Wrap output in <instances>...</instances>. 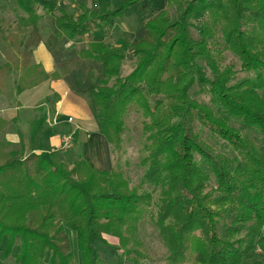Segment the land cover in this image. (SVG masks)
<instances>
[{"label": "trees", "instance_id": "1", "mask_svg": "<svg viewBox=\"0 0 264 264\" xmlns=\"http://www.w3.org/2000/svg\"><path fill=\"white\" fill-rule=\"evenodd\" d=\"M1 1H12L21 13L13 26L0 20V37L16 57L1 70L21 72L18 93L49 78L20 54L26 37L43 32V21L51 22L44 44L56 56L59 46L92 31L105 33L143 1L142 15L155 3L122 0L111 10V0H91L93 11L72 15L59 0ZM165 3L138 39L90 42L53 75L89 97L99 131L116 152L123 147L130 108H139L148 142L142 185L152 192L131 188L120 169L99 171L85 159L69 164L61 151L26 156L23 142L15 146L0 139V243L8 238L0 264L16 246L14 264H77L67 231L77 234L82 264H104L93 242L111 247L104 237L117 241L114 250L122 259L139 264L131 256L143 257L138 225L148 214L168 250L167 264H243L258 249L264 255V0ZM19 36L23 39L15 42ZM227 51L250 74L237 83L232 67L221 65ZM128 58L135 62L126 74ZM196 84L208 102L191 97ZM45 122L39 120L34 133ZM197 124L216 142L206 141ZM7 126L0 119V137ZM155 195L158 212L152 213Z\"/></svg>", "mask_w": 264, "mask_h": 264}, {"label": "rangeland", "instance_id": "2", "mask_svg": "<svg viewBox=\"0 0 264 264\" xmlns=\"http://www.w3.org/2000/svg\"><path fill=\"white\" fill-rule=\"evenodd\" d=\"M59 1H60V5H62L65 8V11L72 15H79L84 13L86 10L93 11L95 9V6L91 0H59ZM121 1L122 0H111L110 9L115 10ZM146 2L147 1H143V3L140 4L139 6L130 9L124 18L116 20L115 26L113 28L107 29L105 33L99 31H92L90 34L84 36L82 39L59 46V48L56 51L57 52L56 56H53L56 62V68H57L56 71L59 72L63 71L64 68L62 66H68L69 62L73 58L72 55L73 52L78 53L84 50L87 47L88 42L90 43L94 41V42H104L112 45H120L126 39L129 40L138 39V37L141 36L144 32V24L148 20L152 19L155 15H157L161 10L166 8L165 0H155L152 9L142 15L140 14L139 10ZM169 10L171 11L172 14H174L173 9H169ZM1 13L2 12L0 11V14ZM3 14H5L4 20L6 22H8L9 24L12 23L14 24L17 16H19L18 14L21 13L16 10V5L12 1H10L7 3V11L2 13V15ZM50 23L51 22L49 20H45L42 22L41 26H42V30L43 29L44 30L42 33L40 32L39 36L26 37L27 39L25 40V44L21 48V53H20L21 57L26 56L27 58L30 59L31 53L33 52V50L36 49L37 45L39 44L41 45V43H44L45 40L49 37V35H51L52 28ZM191 23L194 24L195 27L198 26V23L196 21H192ZM91 27L93 28V25H91ZM191 31L193 36L199 39V34L197 29L192 28ZM18 38L20 40L23 39L22 36L15 37V42L19 41ZM0 52H3L4 55L6 56L5 59L1 57L2 58L0 60L1 66H4L7 63V60L10 61V63L15 61L16 57L14 53L8 50V44L3 42L1 37H0ZM16 54L20 56L19 53L16 52ZM223 58L224 61L221 63L222 67H226V66L232 67V69L236 72V76L233 80V83H237L250 75L242 67V63L239 61L238 57L232 54L231 52L229 51L225 52L223 54ZM26 61H28V59H26ZM134 62H135L134 60L128 58L127 62L125 63L126 74H128L130 70L133 68ZM23 63H24V59L23 61H21V66ZM201 65L204 71L208 75H210L212 70L210 68L209 61L207 58H203L201 60ZM91 67L93 66L87 65V67L85 68L87 70H90ZM190 95L192 98L197 99L200 102L202 101L208 102L209 100L206 91L200 84H196L192 88ZM84 97L88 100L90 104V110L93 114L89 97L88 96H84ZM144 122L145 119L143 118L139 108L137 106H132L128 112L125 121V131L123 134V147L121 152H116L114 148L109 145L111 158L113 161V169H120V171L124 173L127 180L129 181L130 187L136 188L140 193L144 191L152 192V188H150V186L142 185L143 176L145 174V168L142 167L141 162L142 159L147 155L146 146L148 145V142L146 140V135L143 130ZM94 124H97L99 127V123L96 119L94 121ZM196 130L201 132L203 138L209 143L216 142V139H214L211 136L210 132L206 128H203L199 124H197ZM79 131L76 130L75 127L74 132L70 134L73 137L70 148L64 147L63 148L64 154L60 156L62 160L67 161L69 164H72L74 161L77 160L86 159V156L84 155L83 146H80L79 144L78 147L80 148L78 150H77L78 147L76 148L78 142V139L76 137H77V132ZM242 132L243 133L249 132L250 133L249 135L254 141L260 142L263 139L262 136L256 134L255 132L248 131L246 129H242ZM65 151H67L69 154H67ZM213 184L214 182H211L209 184L208 189H211ZM154 201H155V205H153L149 210L152 213H157L158 212V207L156 205L158 203L157 195H155ZM150 216L151 215L148 214L145 221L138 225L139 228L138 237L141 242V247L139 248V251L141 252L143 257H138L135 254H133L131 258L136 257V260L138 261L139 264H167L168 250L163 240L161 239L158 231L153 226ZM67 233L70 238V246H71V250L74 253L75 262L77 264H82L81 254L80 251L78 250L77 242H76L77 235L74 232L67 231ZM72 233L74 236L72 235ZM104 238L108 240V242L111 244V247L102 243L98 239L93 240L95 246L100 251V256L104 264H135L134 262L130 260H126L125 258L122 259L119 256V254L116 253V251L114 250V248L117 247L116 240L108 237H104ZM7 245H8V240L3 241L2 245L0 246V252L5 251L7 249ZM13 252L15 253V250ZM50 256H51V252L48 251L46 256V262L49 261ZM14 263H15V254H12L11 258H9L4 264H14ZM243 264H264V255L261 252V250L258 249L255 253L251 254L244 261Z\"/></svg>", "mask_w": 264, "mask_h": 264}, {"label": "crops", "instance_id": "3", "mask_svg": "<svg viewBox=\"0 0 264 264\" xmlns=\"http://www.w3.org/2000/svg\"><path fill=\"white\" fill-rule=\"evenodd\" d=\"M7 3L0 0L2 13L7 11ZM2 13L0 20L5 17ZM1 57L6 58L3 52H0V60ZM30 59L31 64L41 65L49 78L22 93L17 92L21 72L13 70L8 74L2 72L0 65V119L8 124L0 139L15 146L23 142L26 146V156L32 153L61 151L60 157L64 154V139L75 130V125L68 122L69 118H74L75 123L82 128L77 132L76 148L79 144L83 146L85 160L96 170H112L109 143L100 133L98 125L94 124L95 119L88 100L83 95L73 92L65 80L53 78L57 70L55 58L44 43L37 45ZM43 117L46 118V122L34 133L35 124ZM7 240V237L3 238V241ZM14 250L16 258L20 247L16 246Z\"/></svg>", "mask_w": 264, "mask_h": 264}, {"label": "built area", "instance_id": "4", "mask_svg": "<svg viewBox=\"0 0 264 264\" xmlns=\"http://www.w3.org/2000/svg\"><path fill=\"white\" fill-rule=\"evenodd\" d=\"M70 123H73V124H75V127H76V130H80L81 128H80V126L78 125V124H76L75 123V120L73 119V118H69V120H68ZM54 123H56V122H54ZM72 136L70 135V136H67L65 139H64V145H65V148H70V146H71V142H72Z\"/></svg>", "mask_w": 264, "mask_h": 264}]
</instances>
